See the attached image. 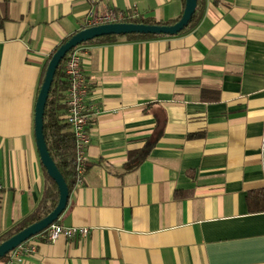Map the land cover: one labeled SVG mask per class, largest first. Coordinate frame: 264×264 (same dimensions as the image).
<instances>
[{
    "label": "crops",
    "instance_id": "1",
    "mask_svg": "<svg viewBox=\"0 0 264 264\" xmlns=\"http://www.w3.org/2000/svg\"><path fill=\"white\" fill-rule=\"evenodd\" d=\"M184 3L0 0V234L48 186L33 131L47 58L90 10L170 24ZM77 48L98 112L56 223L89 233L41 231L13 264H264V211L248 204L264 191V0H202L182 33Z\"/></svg>",
    "mask_w": 264,
    "mask_h": 264
},
{
    "label": "water",
    "instance_id": "2",
    "mask_svg": "<svg viewBox=\"0 0 264 264\" xmlns=\"http://www.w3.org/2000/svg\"><path fill=\"white\" fill-rule=\"evenodd\" d=\"M197 0H185L183 11L180 17L170 24L158 23H138V22H113L94 26L84 27L66 38L51 54L43 80L39 87L34 107V138L39 154L40 162L49 177L55 182L58 190V201L55 207L41 219L29 224L7 239L0 242V258L7 255L19 244L28 240L32 236L40 233L53 222H56L64 211L70 191L64 177L51 157L43 133V119L46 102L49 96L55 72L66 57V55L82 43L95 38L107 35H127V34H152V35H176L180 33L190 23L195 13Z\"/></svg>",
    "mask_w": 264,
    "mask_h": 264
},
{
    "label": "trees",
    "instance_id": "3",
    "mask_svg": "<svg viewBox=\"0 0 264 264\" xmlns=\"http://www.w3.org/2000/svg\"><path fill=\"white\" fill-rule=\"evenodd\" d=\"M185 1V0H184ZM202 8V0H197V6L195 13L190 21V23L185 27L180 33L186 31L190 28L193 22L197 18L198 12ZM2 19H0V27L2 26ZM129 22L138 23H158L151 19L136 18L130 20ZM163 24V23H158ZM167 24V23H164ZM128 39H141L155 37L157 35L152 34H127L125 35ZM116 38V35H107L95 38L91 41H111ZM89 42V41H88ZM68 55V54H67ZM66 57L59 64L51 85L49 96L46 102L44 119H43V133L45 141L47 144L48 151L53 158L56 166L61 172L68 186L69 191L74 187L75 184V170H74V139L72 133L68 129L67 124L60 118L63 113L64 105L62 100L65 98V91L67 90V80L64 74V64L67 59ZM51 56V55H50ZM50 57L47 58L46 62L42 67V74L40 79V84L43 80L47 62ZM44 168V167H43ZM45 174L48 179V186L45 188L43 196L39 204L25 217L15 222L7 231L0 234V242L7 239L14 233L18 232L22 228L28 226L29 224L41 219L47 215L57 204L58 201V190L55 182L49 177L46 170ZM260 195L259 200L255 199L253 196H248V204L250 212H260L264 211V191L257 190ZM8 255V254H7ZM7 255L0 258V264H2L6 259Z\"/></svg>",
    "mask_w": 264,
    "mask_h": 264
},
{
    "label": "built area",
    "instance_id": "4",
    "mask_svg": "<svg viewBox=\"0 0 264 264\" xmlns=\"http://www.w3.org/2000/svg\"><path fill=\"white\" fill-rule=\"evenodd\" d=\"M137 17L138 13L135 11L110 9L98 13L90 10L86 16L85 27L113 22H129ZM81 61V55L77 47L68 53L64 64L67 93L62 100L64 105L62 117L74 139L75 185H80L84 181L88 162L87 147L90 142L88 123L92 114L98 112V108L87 101L88 88ZM42 233V237L47 241H54L60 236L84 238L88 235L89 228L64 226L54 222L45 228ZM26 241L10 251L7 259L2 264H13L14 258L34 252L35 245Z\"/></svg>",
    "mask_w": 264,
    "mask_h": 264
}]
</instances>
